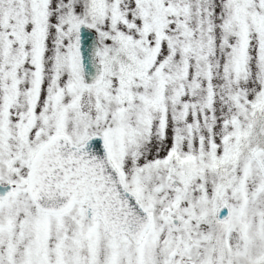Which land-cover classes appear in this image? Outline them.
<instances>
[{
    "label": "snow or ice",
    "instance_id": "snow-or-ice-1",
    "mask_svg": "<svg viewBox=\"0 0 264 264\" xmlns=\"http://www.w3.org/2000/svg\"><path fill=\"white\" fill-rule=\"evenodd\" d=\"M0 264H264V0H0Z\"/></svg>",
    "mask_w": 264,
    "mask_h": 264
}]
</instances>
